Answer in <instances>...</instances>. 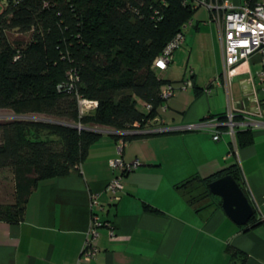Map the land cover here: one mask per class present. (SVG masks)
Returning a JSON list of instances; mask_svg holds the SVG:
<instances>
[{
    "label": "crops",
    "instance_id": "crops-1",
    "mask_svg": "<svg viewBox=\"0 0 264 264\" xmlns=\"http://www.w3.org/2000/svg\"><path fill=\"white\" fill-rule=\"evenodd\" d=\"M228 1L238 5L245 0ZM211 15L207 6H198L167 68L155 70L175 87L156 116L166 125L223 117L227 110L224 84L209 93L203 90L223 72L220 26ZM263 63L264 52H255L231 77L232 98L242 110L252 108L251 82L243 70L250 69L260 88ZM187 78L192 85L185 88ZM236 122L235 145L224 131L219 141L213 140L212 130L169 132L130 139L121 153L120 141L101 131L77 167L39 181L21 221H0V264H76L93 211L104 224L99 251L89 264H240L243 257L244 264H264V216L238 225L217 198L191 199L193 183L185 184L195 177L221 176L238 162L251 203L264 200V106L261 116L238 112ZM113 158L140 162L123 176L116 201H110L106 189L114 175ZM93 195L98 202L91 205Z\"/></svg>",
    "mask_w": 264,
    "mask_h": 264
},
{
    "label": "trees",
    "instance_id": "trees-1",
    "mask_svg": "<svg viewBox=\"0 0 264 264\" xmlns=\"http://www.w3.org/2000/svg\"><path fill=\"white\" fill-rule=\"evenodd\" d=\"M5 2L0 11V108L44 119L0 120V168H12L15 194L12 203H0V221L17 223L39 181L77 167L101 127L124 131L135 122L141 129L157 125L165 80L152 63L196 9L183 0ZM73 71L78 79H70ZM78 97L95 99L98 105L81 114ZM139 100L151 108L143 110ZM148 135L113 134L126 140ZM235 137L238 143V132ZM224 174L245 191L238 162ZM216 176L185 184L193 183V191L200 187V195L217 198L221 206L220 197L208 188ZM254 216L248 223L255 222Z\"/></svg>",
    "mask_w": 264,
    "mask_h": 264
},
{
    "label": "built area",
    "instance_id": "built-area-1",
    "mask_svg": "<svg viewBox=\"0 0 264 264\" xmlns=\"http://www.w3.org/2000/svg\"><path fill=\"white\" fill-rule=\"evenodd\" d=\"M6 0H0L5 2ZM183 3L189 4L192 8L204 5L212 13V18L215 19L220 26V44L223 55V72L218 75L209 86L203 90L209 93L213 86H221L224 84L226 87L229 100L227 110L223 117L214 115L206 116L195 122H187L177 125H166L164 120L156 118L158 122L155 126L140 128L139 123H133V127L124 131H110L99 129L112 134H126V133H145V134H160L169 132H185V131H199V130H212V138L219 141L221 133L224 131L230 136V142L235 145L236 136V114L242 112L245 117L261 116L264 106V85L260 88L256 87L253 76L250 74V69L243 70L247 72V80L251 82L250 100L252 103L251 109L242 110L238 107L236 100L232 98L231 93V77L239 73L238 66L246 62L248 58L255 52H264V0H245L243 3L235 5L228 0H183ZM193 24V18H188L182 23L180 29L175 35L165 44L164 48L157 55L152 63V67L156 70H164L167 68L172 59L173 51L176 47L180 46L184 41L185 30ZM259 75L264 81V63L263 68L260 70ZM70 79H78L76 71L70 73ZM192 85L191 78L184 81L183 86L186 88ZM174 84L170 81L164 83L161 89L160 97L163 102L169 99L174 90ZM98 105L97 100L86 97H78V108L81 114L92 112ZM146 109H150L151 105L144 103ZM258 125L257 123L254 126ZM224 127L225 130H222ZM120 145L117 151L121 153L122 145L128 140L118 138ZM140 162L133 160L125 162L121 158H113L110 160L111 169L114 175L106 184V189L110 192V201H116L120 198L119 192L123 189V176L125 173L131 171L138 166ZM96 195L92 196L91 205L97 203ZM253 205V204H252ZM254 214L256 216H264V200L253 205ZM104 224L99 215L93 211L91 214L90 224L86 232L81 251L78 255L76 264H89L96 257L99 247L98 240L100 236L99 228ZM113 232V231H112Z\"/></svg>",
    "mask_w": 264,
    "mask_h": 264
},
{
    "label": "water",
    "instance_id": "water-1",
    "mask_svg": "<svg viewBox=\"0 0 264 264\" xmlns=\"http://www.w3.org/2000/svg\"><path fill=\"white\" fill-rule=\"evenodd\" d=\"M211 194L220 197L225 214L238 225L247 224L254 208L243 188L231 174L221 175L208 183Z\"/></svg>",
    "mask_w": 264,
    "mask_h": 264
},
{
    "label": "rangeland",
    "instance_id": "rangeland-1",
    "mask_svg": "<svg viewBox=\"0 0 264 264\" xmlns=\"http://www.w3.org/2000/svg\"><path fill=\"white\" fill-rule=\"evenodd\" d=\"M6 2H0V11L2 8L6 7ZM12 36H26L28 37V33L25 35H21L20 33L11 32ZM138 106L142 108L143 110L146 109L144 102L139 100ZM146 111V110H145ZM13 118H29V119H43L41 116H37L35 114H16L10 109L6 108H0V120H10ZM44 120V119H43ZM100 129L104 130H110L115 132L116 129L109 128V127H101ZM189 189L187 188V192ZM201 188L197 187L195 191H192L190 193L191 197H198L200 195ZM14 177H13V171L11 167H3L0 168V203L8 204L12 203L14 201Z\"/></svg>",
    "mask_w": 264,
    "mask_h": 264
}]
</instances>
